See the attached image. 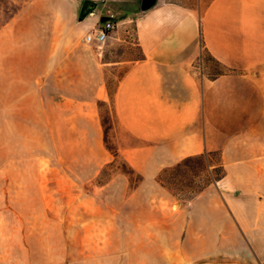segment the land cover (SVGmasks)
I'll list each match as a JSON object with an SVG mask.
<instances>
[{
	"label": "rangeland",
	"instance_id": "1",
	"mask_svg": "<svg viewBox=\"0 0 264 264\" xmlns=\"http://www.w3.org/2000/svg\"><path fill=\"white\" fill-rule=\"evenodd\" d=\"M82 1L0 0V264H234L232 230L216 238L219 152L179 167L162 157L143 173L119 154L140 143L103 98L141 58L135 25L86 44L114 8L89 0L96 7L79 21ZM209 1L192 0L194 15ZM140 4L118 10L134 19ZM222 69L204 54L202 73ZM144 176L161 179L164 195ZM207 190L210 208L192 210ZM200 220L209 244L192 227Z\"/></svg>",
	"mask_w": 264,
	"mask_h": 264
},
{
	"label": "crops",
	"instance_id": "2",
	"mask_svg": "<svg viewBox=\"0 0 264 264\" xmlns=\"http://www.w3.org/2000/svg\"><path fill=\"white\" fill-rule=\"evenodd\" d=\"M106 1L116 26L134 23L141 53L103 98L115 126L140 143L119 145V154L143 173L162 157L168 165L219 152L225 176L216 182V238L223 242L232 230L234 264H264V0H210L199 15L192 0H157L134 19L118 10L134 0ZM204 54L232 71L210 78L202 73ZM143 183L164 195L153 178ZM210 193L197 196L192 210L209 209ZM195 223L197 240L209 244L206 224Z\"/></svg>",
	"mask_w": 264,
	"mask_h": 264
},
{
	"label": "built area",
	"instance_id": "3",
	"mask_svg": "<svg viewBox=\"0 0 264 264\" xmlns=\"http://www.w3.org/2000/svg\"><path fill=\"white\" fill-rule=\"evenodd\" d=\"M101 1L105 2V0ZM104 15L108 16V19L100 25L98 22L97 27H94L91 32L83 37L84 43L100 45L109 38L116 24L112 22L111 15H109V13H105Z\"/></svg>",
	"mask_w": 264,
	"mask_h": 264
},
{
	"label": "water",
	"instance_id": "4",
	"mask_svg": "<svg viewBox=\"0 0 264 264\" xmlns=\"http://www.w3.org/2000/svg\"><path fill=\"white\" fill-rule=\"evenodd\" d=\"M157 0H141V4H140V10L141 11H147L149 9H151L155 4H156ZM89 5L86 9V6ZM96 7V3L86 0L84 1L81 10L79 12V21L83 20L90 12H92V10ZM108 19V17H101L100 18V22L103 23Z\"/></svg>",
	"mask_w": 264,
	"mask_h": 264
},
{
	"label": "trees",
	"instance_id": "5",
	"mask_svg": "<svg viewBox=\"0 0 264 264\" xmlns=\"http://www.w3.org/2000/svg\"><path fill=\"white\" fill-rule=\"evenodd\" d=\"M210 60H212L213 62H215L218 66H221L223 69L220 71H217L216 73L210 75V78H215L218 75H223V74H228L229 72H231V69L226 68L225 66L221 65L218 61H216L215 59H213L210 55H209ZM113 153V152H112ZM209 154V153H208ZM207 154H201V155H195V156H190V157H186L184 158L181 162H179L178 164H176V166H181V165H185V163L190 162L193 159H198V160H202L205 159ZM175 166V167H176ZM221 173H220V178H223L225 176V171L223 166H219ZM158 182L159 184L166 189V187L163 185V182L161 181V179L158 178Z\"/></svg>",
	"mask_w": 264,
	"mask_h": 264
},
{
	"label": "flooded vegetation",
	"instance_id": "6",
	"mask_svg": "<svg viewBox=\"0 0 264 264\" xmlns=\"http://www.w3.org/2000/svg\"><path fill=\"white\" fill-rule=\"evenodd\" d=\"M84 1H85V0H84ZM84 1H82V3H81V7H82ZM88 6H89V5L86 6V9H88V8H87ZM80 10H81V8H80Z\"/></svg>",
	"mask_w": 264,
	"mask_h": 264
}]
</instances>
